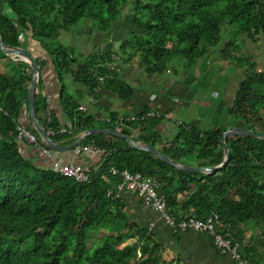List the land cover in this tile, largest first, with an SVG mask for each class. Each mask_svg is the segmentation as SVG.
I'll return each instance as SVG.
<instances>
[{
	"label": "trees",
	"instance_id": "trees-1",
	"mask_svg": "<svg viewBox=\"0 0 264 264\" xmlns=\"http://www.w3.org/2000/svg\"><path fill=\"white\" fill-rule=\"evenodd\" d=\"M131 1L0 0L1 44L32 54L30 37L53 61L62 113L48 109L38 78L34 114L46 131L66 128L50 134L54 141L70 144L80 131L95 125L79 108L82 87L91 92V100L102 87L122 100L134 95V87L121 72L107 71L111 55L121 60L119 67L140 63L144 73L156 75L168 71L170 65L192 67L209 53L229 58L230 66L240 67L244 61L233 54L238 47L234 38L225 39V27L239 31L250 42L264 43V0H134L127 11L135 28L117 51L88 52L78 58L71 49L53 45L58 31L70 29L78 20L89 23L95 32L107 30L122 18V9ZM223 40L226 43L220 49ZM2 59L7 70L0 73V264H158L159 245L153 231L128 219L122 198L107 195L119 182L109 168L154 176L176 218L218 214L230 225L243 256L255 260L250 255L252 248L241 246L239 234L240 227L251 221L264 229V140L226 136L228 161L209 173L174 168L116 137L91 133L80 145H93L107 156L97 170L87 171L88 181L77 182L53 172L36 156L20 152L15 131L23 124L17 121L21 110L27 119L31 68L0 53ZM35 60L40 70L45 60L40 56ZM66 75L74 82L72 92L64 81ZM97 75L104 80L94 90ZM149 110L145 107L141 113ZM213 110L207 126L192 120L174 122L170 117L127 120L116 111H109L108 120L96 125L130 136L137 144L156 147L185 164L218 165L223 160L220 136L224 129L240 125L264 133V68L248 62L230 99L222 98ZM163 122L170 128L164 129ZM23 125L36 132L28 121ZM124 240L129 241L121 247L115 245ZM92 241L96 246H91Z\"/></svg>",
	"mask_w": 264,
	"mask_h": 264
},
{
	"label": "crops",
	"instance_id": "crops-1",
	"mask_svg": "<svg viewBox=\"0 0 264 264\" xmlns=\"http://www.w3.org/2000/svg\"><path fill=\"white\" fill-rule=\"evenodd\" d=\"M130 24L131 22H128V29L124 31V36L121 35L123 32L121 30L122 24H119L118 19L112 22L105 31L95 32L87 28L88 26L80 28L79 33L85 39V42L82 43L83 48L86 46V50L81 52L88 54V52L114 50L113 48L117 47L127 37V32L132 30H129L131 28ZM28 40V47L32 49V55L36 57L34 52L39 53V56L45 60V64L40 68L39 78L44 88L48 109H53L57 114L62 113L58 103L59 80L53 61L47 53L40 50L38 45L34 46L36 44L34 39L28 37ZM32 44L34 45L32 46ZM76 52H78L77 56L80 57L81 53ZM138 66L142 67L140 63L124 64L121 70L122 77L127 78L136 75L138 72L143 73V68L139 69ZM5 70H7V64L2 59L0 60V73ZM144 76V80H134V83H132L135 92L130 99H119L114 93L102 87L100 94L91 100V92L82 87L80 105L84 106L86 113L92 117V122L95 123L94 126H97V123H102L109 111H116L119 115L125 116L137 114L145 107H150L151 109H160V111L162 110V112H166L171 116L169 105L165 104L166 99L156 93L153 94L149 88L153 75L145 73ZM64 81L68 86V91L72 92L74 82L71 81L69 75L64 76ZM168 86H171L170 83H168ZM173 86L178 88V84ZM173 93H175V90H173ZM115 100H119L118 103ZM63 120L66 121V117H63ZM17 121L23 124L26 121L23 110L19 113ZM162 126L164 129L170 128L168 124H162ZM18 147L25 156H36V158L47 164V160L40 158L30 144L20 141ZM55 155L64 162L80 166L85 171L97 170L102 161L98 152L83 151L75 155L74 148L64 152H56ZM118 195L119 198H122L123 208L129 220L144 226H148L150 223L154 224L150 230L153 231L154 238L159 245L158 264H237L229 257L216 253L206 234L192 229L179 230L166 223L162 219L161 213L157 209L143 204L138 194L126 190ZM240 229L242 231L239 234L241 246L248 249L252 248L250 249V255H254L258 263L264 264V229L258 225L251 226L249 223L242 225Z\"/></svg>",
	"mask_w": 264,
	"mask_h": 264
},
{
	"label": "rangeland",
	"instance_id": "rangeland-1",
	"mask_svg": "<svg viewBox=\"0 0 264 264\" xmlns=\"http://www.w3.org/2000/svg\"><path fill=\"white\" fill-rule=\"evenodd\" d=\"M131 5L126 6L122 9L123 16L119 20V24H122L121 35L124 36V31H127L128 22H131V12L127 11L134 5V0L130 2ZM6 11V9H4ZM126 27H125V25ZM133 29V24L131 23ZM90 28L89 23H85L83 20H78L76 25L68 30H59L53 39V45L60 44L65 49H71L72 53L76 56L79 51L80 57L84 58L87 54L85 52L86 46L83 48L84 37L79 33L80 28ZM91 29V28H90ZM226 34V40L228 38H234L235 46L238 47L237 51L233 54L238 58H241L244 63L238 66H230L229 58L219 57L218 54L212 53L207 54L205 57L200 59L197 64L192 67L181 68L176 65H170L168 71L162 74H156L152 76L150 82V90L153 94L160 95L166 99V105H169V111L171 112L170 120L178 122L183 120L194 121L199 126H207L210 124L211 117H214V105L218 103L222 98L230 99L231 93L234 91L237 81L240 75L248 68V62L255 65L257 69L264 68V43L260 40L256 42H250L248 38H245L239 31H235L229 27L224 28ZM129 34V31L127 32ZM223 40L220 49L226 43ZM34 44H32L33 46ZM37 43L34 45L36 47ZM116 46V44H115ZM231 47V46H230ZM83 48V49H82ZM117 47L113 48L117 51ZM231 50V49H230ZM35 56L38 57L39 53L34 52ZM244 57V58H243ZM248 61V62H247ZM118 63H121L119 60ZM119 67V66H118ZM139 69L142 67L138 66ZM122 67H119L117 72H121ZM122 73V72H121ZM145 73L138 72L134 76H130L125 79L127 83L133 85L134 80H144ZM170 83L171 86H168ZM178 84V88H174L173 85ZM180 89V90H179ZM175 90V93H173ZM118 103L119 100H115ZM180 102V103H179ZM154 107V105H152ZM117 107V106H116ZM160 111V109H157ZM123 111V110H122ZM162 112V110H161ZM211 115V117H210ZM165 124V122H163ZM167 135V134H166ZM251 226L256 225L255 222H249ZM92 231V229H91ZM129 240L115 243L117 247L123 246ZM91 246H96L95 242H91Z\"/></svg>",
	"mask_w": 264,
	"mask_h": 264
},
{
	"label": "built area",
	"instance_id": "built-area-1",
	"mask_svg": "<svg viewBox=\"0 0 264 264\" xmlns=\"http://www.w3.org/2000/svg\"><path fill=\"white\" fill-rule=\"evenodd\" d=\"M118 62V57L111 55V61L106 67L107 71H118ZM95 80L96 86L93 87V89L98 90L100 86L103 85L104 76L97 75ZM79 108L85 110V107L82 105H80ZM160 117L167 118L168 114L166 112L152 109L144 113L140 112L133 115L119 116V118H125L127 120L140 121ZM104 120H108L107 116H105ZM65 130L66 128L64 126H60L57 130L48 128L47 132L50 135L56 131L63 132ZM15 137L20 141L30 144L40 158L47 160V165L53 172L72 178L77 182H85L90 179L87 171L76 164L62 161L61 158L56 156L53 151L44 146L36 132H33L30 128L25 127L23 124L16 126ZM83 151L98 152L101 160L107 156V153L99 151L93 145H78L74 147L75 155H78ZM108 171L110 175L118 177L119 182L114 185L112 190L106 191L107 195L119 197L118 194L123 191H132L141 197L143 204L157 209L161 213L162 219L174 228L179 230L192 229L206 234L210 239L214 251L219 255L227 256L237 264H260L250 257L243 256L240 251V245L232 237L230 225L222 222L218 214L209 212L202 218L194 216L176 218L167 206L165 196L158 191L159 183L154 176L144 175L139 171H118L114 168H109ZM153 226L154 224L150 223L148 225V229H152Z\"/></svg>",
	"mask_w": 264,
	"mask_h": 264
},
{
	"label": "water",
	"instance_id": "water-1",
	"mask_svg": "<svg viewBox=\"0 0 264 264\" xmlns=\"http://www.w3.org/2000/svg\"><path fill=\"white\" fill-rule=\"evenodd\" d=\"M0 53L3 55H7L9 57H14L15 59L19 61L26 62L30 68H31V77L27 86V102H28V111H27V119L33 128L34 131H36L37 135L40 137V140L44 144L45 147L50 149L53 152H64L67 150L73 149L75 146H78L81 144V142L85 139L86 136H88L91 133H101L106 135H111L113 137H116V139L125 141L130 147L134 148L135 150H142L148 153H152L153 155L157 156L159 159L163 160L164 162L172 165L174 168L181 169V170H187V171H203V172H209L212 173L216 170H219L227 161L229 158V147L225 142L226 136L231 135H240V136H254L258 137V139L264 140V133L255 132L253 130H250L248 128H245L240 125H233L229 126L226 129L222 131V134L220 136V143L222 145V152H223V160L218 164L214 166H197V165H189L185 164L183 162L171 159L169 156L165 155L163 152H161L158 148L153 147L149 144H137L134 142L132 137L124 135L122 133H119L113 129L99 127V126H92L88 127L78 133L77 139L73 141L70 144L62 145L52 139V137L48 134V132L45 130L43 125H41L35 114H34V93H35V87L39 78V72L37 62L35 60V57L29 53L27 49L21 48V47H15V46H8L5 44H1L0 42Z\"/></svg>",
	"mask_w": 264,
	"mask_h": 264
}]
</instances>
